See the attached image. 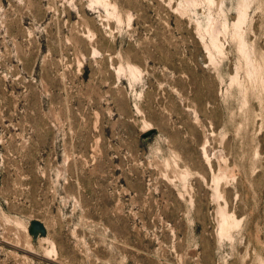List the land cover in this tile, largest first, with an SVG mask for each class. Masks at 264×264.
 Listing matches in <instances>:
<instances>
[{
    "label": "rangeland",
    "instance_id": "374dc122",
    "mask_svg": "<svg viewBox=\"0 0 264 264\" xmlns=\"http://www.w3.org/2000/svg\"><path fill=\"white\" fill-rule=\"evenodd\" d=\"M188 1L0 0V264H264V0Z\"/></svg>",
    "mask_w": 264,
    "mask_h": 264
},
{
    "label": "bare ground",
    "instance_id": "6f19581e",
    "mask_svg": "<svg viewBox=\"0 0 264 264\" xmlns=\"http://www.w3.org/2000/svg\"><path fill=\"white\" fill-rule=\"evenodd\" d=\"M188 1V0H187ZM192 2H193V0H191ZM195 1V0H194ZM211 1V0H210ZM189 2V1H188ZM196 2V1H195ZM191 3V2H190ZM194 3V2H193ZM192 3V4H193ZM214 35H215V33H214ZM213 38H214V36H213ZM136 74V73H135ZM219 178V177H218ZM217 181H216V186L218 185L219 186V180L218 179H216ZM220 213V212H219ZM222 215H223V220H224V223H225V227H226V225L228 224V222H227V220H231L232 222H236L237 221V218L235 217V213L234 212H230V213H227V214H225L224 212L222 213Z\"/></svg>",
    "mask_w": 264,
    "mask_h": 264
},
{
    "label": "water",
    "instance_id": "95a60500",
    "mask_svg": "<svg viewBox=\"0 0 264 264\" xmlns=\"http://www.w3.org/2000/svg\"><path fill=\"white\" fill-rule=\"evenodd\" d=\"M32 231H33V232H38V231H40V232H42V233H45V226H44V224H43L41 221H39V220H34V221L32 222Z\"/></svg>",
    "mask_w": 264,
    "mask_h": 264
}]
</instances>
